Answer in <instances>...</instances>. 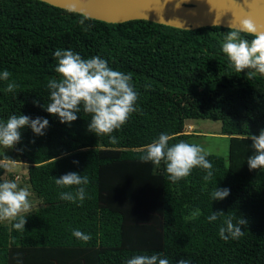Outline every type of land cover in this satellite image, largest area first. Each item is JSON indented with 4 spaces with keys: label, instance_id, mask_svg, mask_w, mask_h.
Listing matches in <instances>:
<instances>
[{
    "label": "trees",
    "instance_id": "16d2710c",
    "mask_svg": "<svg viewBox=\"0 0 264 264\" xmlns=\"http://www.w3.org/2000/svg\"><path fill=\"white\" fill-rule=\"evenodd\" d=\"M80 18L42 0H0V72L11 74L0 80V121L13 114L49 120L43 136L21 130L16 148L22 151H0V181L19 178L2 177L5 162H25L24 184L35 198L24 232L0 222V264H18L17 257L21 264H126L133 255L154 253L170 264L182 258L191 264H264V171H250L247 164L254 151L247 137L264 129V77L247 79V70L229 67L222 43L230 28L90 18L93 27L84 32ZM57 49L85 59L99 56L132 74L138 111L112 134L118 143L89 132L90 116L83 111L69 126L42 107L50 102L48 81L58 78L52 55ZM10 82L18 85L12 93L5 91ZM195 118L220 120V133L229 136L227 158L208 157L210 181L195 168L173 184L163 163L140 162L145 146L161 133L169 135L170 145L192 143L193 133L184 126ZM69 172L89 177L82 203L59 199L68 189H59L54 178ZM216 187L229 188L230 195L212 202ZM197 208L201 215L186 221ZM220 210L248 220L239 240L220 239L221 220L208 222ZM73 229L91 240H77Z\"/></svg>",
    "mask_w": 264,
    "mask_h": 264
},
{
    "label": "clouds",
    "instance_id": "9594fccd",
    "mask_svg": "<svg viewBox=\"0 0 264 264\" xmlns=\"http://www.w3.org/2000/svg\"><path fill=\"white\" fill-rule=\"evenodd\" d=\"M89 20L88 15L81 13L78 23L84 32L90 31L93 27L92 24L87 23ZM246 36L254 38L248 40ZM222 52L227 57L229 67L234 68L235 72L241 73L247 70V79H252L257 74L264 77V32L258 30L251 17L239 19L238 26L232 23L224 37ZM52 55L57 61L54 71L58 74V78H52L47 83L50 102L42 106L44 110L58 117L61 124L69 126L83 111L90 116L87 128L89 132L98 137L108 136L110 143H118V138L112 134L120 130L130 116L138 111L136 104L139 93L133 85L132 74L114 70L107 60L99 56L85 59L71 49H57ZM10 75L7 70L0 72V80H9ZM17 87L15 82H10L5 91L12 93ZM150 87V84H146L145 90ZM33 103L41 106L38 100H33ZM25 127L30 128L36 136H43L49 127V120L43 117L33 119L27 115L13 114L7 121H0V148L22 151L16 146L21 142V130ZM247 139H251V148L254 150L247 158L249 170L264 171V129L260 130L258 136H248ZM169 140L168 134L161 133L156 140L145 146L143 154L139 157L140 162H151L157 167L163 163L167 178L173 184L186 179L195 168L206 172L204 181L211 180L213 165L208 157L213 153L210 150L183 140L170 145ZM73 163L79 162L73 161ZM54 179L59 189H68L59 193L60 200L71 203H82L85 200L87 195L85 186L90 183L88 176L69 172ZM229 195V188L216 187L211 192L210 198L212 202L223 201ZM30 196L28 188L19 187L14 180L0 181V222H13V229L24 232L27 223L26 214L31 212L34 206ZM200 215L201 211L197 208L186 216L185 220H196ZM207 220L208 222L221 220L219 237L224 241L239 240L248 226V220L243 216L234 218L226 215L223 210L212 212ZM72 236L84 243L92 238L90 234L78 229L72 230ZM17 259L18 264H21L19 257ZM126 264H170V261L162 253H154L133 255L126 260ZM176 264H191V261L182 258L176 261Z\"/></svg>",
    "mask_w": 264,
    "mask_h": 264
},
{
    "label": "water",
    "instance_id": "95a60500",
    "mask_svg": "<svg viewBox=\"0 0 264 264\" xmlns=\"http://www.w3.org/2000/svg\"><path fill=\"white\" fill-rule=\"evenodd\" d=\"M109 23L145 19L180 29L230 28L251 17L264 32V0H42ZM179 4V7L177 5Z\"/></svg>",
    "mask_w": 264,
    "mask_h": 264
},
{
    "label": "rangeland",
    "instance_id": "374dc122",
    "mask_svg": "<svg viewBox=\"0 0 264 264\" xmlns=\"http://www.w3.org/2000/svg\"><path fill=\"white\" fill-rule=\"evenodd\" d=\"M220 128V120H213L208 118L189 119L186 121L184 126V130L187 133H193V135L190 136V142L199 144L205 149L210 150L212 153L227 158L229 136L226 134H221ZM2 150L4 149L0 148V151ZM10 173L13 176H17V178L19 177L18 179L16 178L17 180H14L19 187L28 188L31 193L30 199L35 204V198L32 191L29 187H27L26 184H24L28 177L27 164L25 162H5V171L2 177L4 179H8Z\"/></svg>",
    "mask_w": 264,
    "mask_h": 264
},
{
    "label": "bare ground",
    "instance_id": "6f19581e",
    "mask_svg": "<svg viewBox=\"0 0 264 264\" xmlns=\"http://www.w3.org/2000/svg\"><path fill=\"white\" fill-rule=\"evenodd\" d=\"M82 1H90V0H82Z\"/></svg>",
    "mask_w": 264,
    "mask_h": 264
},
{
    "label": "built area",
    "instance_id": "2783aa9c",
    "mask_svg": "<svg viewBox=\"0 0 264 264\" xmlns=\"http://www.w3.org/2000/svg\"><path fill=\"white\" fill-rule=\"evenodd\" d=\"M16 178H17V176H16Z\"/></svg>",
    "mask_w": 264,
    "mask_h": 264
}]
</instances>
